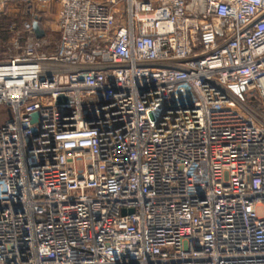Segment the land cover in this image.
Wrapping results in <instances>:
<instances>
[{"label":"built area","instance_id":"2783aa9c","mask_svg":"<svg viewBox=\"0 0 264 264\" xmlns=\"http://www.w3.org/2000/svg\"><path fill=\"white\" fill-rule=\"evenodd\" d=\"M14 1L0 264H264V0Z\"/></svg>","mask_w":264,"mask_h":264},{"label":"rangeland","instance_id":"374dc122","mask_svg":"<svg viewBox=\"0 0 264 264\" xmlns=\"http://www.w3.org/2000/svg\"><path fill=\"white\" fill-rule=\"evenodd\" d=\"M36 7H39L44 12L45 16L40 21L46 26L45 37L52 43L57 36L49 28L54 26L52 19L54 18L57 6L51 3L48 5L38 4ZM28 16L27 7L23 2H8L2 7L0 11V58L12 50L9 43L10 29H20L23 21L29 18ZM37 28L39 30L42 29L41 23H37ZM7 117H9L8 112H5V109L0 106V124Z\"/></svg>","mask_w":264,"mask_h":264},{"label":"water","instance_id":"95a60500","mask_svg":"<svg viewBox=\"0 0 264 264\" xmlns=\"http://www.w3.org/2000/svg\"><path fill=\"white\" fill-rule=\"evenodd\" d=\"M33 29H34V35L36 38L42 37L43 32H42V30H39L37 28V24L35 22L33 23ZM62 100H65V99L62 96H59L58 101H62ZM30 116H31V121H34L36 119V113H32Z\"/></svg>","mask_w":264,"mask_h":264}]
</instances>
